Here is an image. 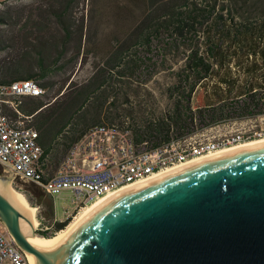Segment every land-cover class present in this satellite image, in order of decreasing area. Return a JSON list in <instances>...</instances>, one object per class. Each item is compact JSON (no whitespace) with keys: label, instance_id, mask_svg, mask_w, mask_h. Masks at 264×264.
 Returning a JSON list of instances; mask_svg holds the SVG:
<instances>
[{"label":"trees","instance_id":"16d2710c","mask_svg":"<svg viewBox=\"0 0 264 264\" xmlns=\"http://www.w3.org/2000/svg\"><path fill=\"white\" fill-rule=\"evenodd\" d=\"M72 1L55 12L62 36L54 41L45 37L38 41L40 47L32 46L38 54L34 68L23 65L19 59L0 58V83L33 79L45 91H54L50 78L65 65L78 63L81 68H89L82 81L75 82L71 76L66 79L63 93L61 89L54 91V104L61 98L62 105L68 106L63 110V123L56 127L54 140L44 133L50 115L43 121L35 118L50 109L52 101L40 100V96L22 98L19 112L24 119H33L27 124L39 131L38 141L41 136L50 139V147L43 146L44 154L50 152L58 159L60 152L66 151L94 124L124 125L127 118L135 141L148 139L157 144L167 141L173 132L183 134L238 120L245 114L252 116L254 111L264 112V0H104L92 8L93 18L102 20L108 9L113 15L123 16L125 28L115 39L109 36L93 41L84 37L85 26L79 24L73 32L67 22ZM7 12L8 7L5 13L0 12V23L10 19ZM71 40L73 53L65 57L71 52ZM5 48L0 39V51ZM44 49L56 52L46 59ZM169 53L174 57L183 53L184 60L174 73L173 85L166 89L169 105L155 112L147 98L138 97L139 86L137 89L132 85L142 84L161 70L163 66L158 61H166L165 55ZM132 93L133 100L129 97ZM112 94L114 97L109 100ZM241 96L244 98L240 100ZM125 103L130 108H124ZM5 113L17 116L9 109ZM63 130L66 132L59 140L57 136ZM27 188L17 186L29 203ZM46 216L43 220L50 223L48 229L36 231L45 237L53 236L71 221Z\"/></svg>","mask_w":264,"mask_h":264},{"label":"water","instance_id":"95a60500","mask_svg":"<svg viewBox=\"0 0 264 264\" xmlns=\"http://www.w3.org/2000/svg\"><path fill=\"white\" fill-rule=\"evenodd\" d=\"M0 219L31 264H264V142L96 203L47 252L1 191Z\"/></svg>","mask_w":264,"mask_h":264},{"label":"built area","instance_id":"2783aa9c","mask_svg":"<svg viewBox=\"0 0 264 264\" xmlns=\"http://www.w3.org/2000/svg\"><path fill=\"white\" fill-rule=\"evenodd\" d=\"M44 93L33 79L0 83V165L16 179L37 185L53 199L69 191L70 209H65L66 215L56 219L59 221L72 220L88 205L121 188L221 150L224 141L242 139L243 143L264 136V112L247 115L244 124L222 132L202 131L207 127L183 134L173 132L167 141L157 144L148 139L135 141L126 118L124 125L90 126L56 159L50 152L44 154L38 141L39 131L26 124L19 112L23 97ZM7 109L17 116H8ZM46 229L47 226L40 228ZM13 240L0 219V264H31L26 251L15 252Z\"/></svg>","mask_w":264,"mask_h":264},{"label":"rangeland","instance_id":"374dc122","mask_svg":"<svg viewBox=\"0 0 264 264\" xmlns=\"http://www.w3.org/2000/svg\"><path fill=\"white\" fill-rule=\"evenodd\" d=\"M102 1L104 0H74L69 4L67 13L68 19L66 20L71 25L72 30H74L73 32L78 30V25L81 24L83 25V27L85 26L84 37L88 36V40L90 39L93 41L96 38H109V36L112 39H115L121 33V31L124 30L125 20H123V16H118L116 15V13L113 15L111 13L112 11L108 9L102 17V20H95L93 18L94 12L92 8L97 3ZM66 3H69V0H0V12L4 11L5 13V10L8 7L9 12L7 13L10 14V19L7 23H0V39L6 46L3 51H0V58L19 59L21 60L23 65L31 66L34 68L35 66L33 63L36 55H38L37 51H35V48L41 46V43L39 44L38 41L40 39L42 40L45 37L51 38L52 41L58 40L63 34L60 23L58 22L57 18H55V12H60ZM37 24H40L42 28L39 29L37 27ZM98 41L100 43H103V41L101 40ZM73 44L74 41L71 40V45L69 46V51L71 52H68L69 54H65V57L70 56L73 53ZM32 46L35 48H33ZM180 51L183 52L182 47H180ZM43 52L44 55H47L46 59H51L56 51H54L53 49H44ZM181 57H183V53H180L177 57H174L173 54L170 53L166 54V61L159 60L160 63L158 61V64L163 66L161 70L153 74L149 80L143 81L142 84L133 82L132 86L136 87L137 89L139 86L140 95L138 97L147 98L150 102L151 109H153L155 112L162 111L169 105L170 100L168 99L166 89L173 85L175 81L174 73L175 71H178L183 64L184 59H181ZM77 64L78 63L65 65L62 70H60L57 74L53 75L50 78L54 84V86L52 87L54 88V91H56L57 89H61V93H63L66 90V84L68 82V80L66 82V79H69L71 76L75 80V82L85 79V77L89 74V68L86 65L81 68ZM73 65L75 67H73ZM77 71L78 73L76 74ZM133 79L135 80L136 78ZM136 81H138V79ZM73 84L75 87L78 85L77 83ZM54 91H45V93L40 96L39 99L43 101H52L53 95L56 94V92ZM200 91L201 90L199 89L198 93ZM113 97L114 95L112 94L108 99L111 100V98ZM129 97L133 100L135 98V94L132 93L129 95ZM197 98L198 97L196 95L195 100H197ZM243 98L244 97L241 96L239 99L241 100ZM54 101L55 99L52 101L53 105L50 109H45L43 112L35 115V118L39 121H43L44 118H47L50 115V117L47 119V124L44 130L47 138H49V135L56 131V127L60 126L63 123V110L64 108L68 109V106L66 107L62 105L61 98H58L55 104ZM124 106V108H130L128 105H126V103L124 104ZM254 112V116H256V114L258 115V113H262H257V111ZM247 117L248 116L245 114L243 115L242 119L220 122L216 125L207 127L205 128L206 130L202 131L208 134H212L222 132L229 128H235L244 124L248 119ZM25 120L26 124L28 122V124H30L33 119ZM252 120L253 118L251 119V121ZM68 126L67 129L69 128ZM64 132L66 131L63 130L61 134L57 136L59 140L61 139ZM64 152L65 150L63 152H60L58 156L61 157ZM0 178L3 180L10 179L9 184L12 185L14 189L19 191V189H17L18 185L16 184L19 179H16L10 172L4 170L1 167ZM6 185H8V183ZM26 195L30 203L28 204L35 209V218L37 220V224L36 227H34V231L35 233H37V230H39L41 227L43 228L45 226H49L50 223L44 222L43 219L47 216L40 208L37 207L36 202H34L33 198L27 192ZM70 197L71 193L69 191H64L61 196L57 197L56 199L52 198L55 217L57 219H63L66 215L65 209H70ZM79 214L73 216L71 221L79 216ZM42 222L44 223L43 225ZM60 231H58L53 236L58 235Z\"/></svg>","mask_w":264,"mask_h":264},{"label":"bare ground","instance_id":"6f19581e","mask_svg":"<svg viewBox=\"0 0 264 264\" xmlns=\"http://www.w3.org/2000/svg\"><path fill=\"white\" fill-rule=\"evenodd\" d=\"M264 142V136H261L259 138L243 142L242 139H232L231 141H224L223 142V149L218 150L216 152H213L211 154H208L206 156L199 157L198 159H195L190 162H186L171 168H167L143 181L128 185L127 187L121 188L115 192H112L102 198H99L95 202H93L91 205H88L86 208L83 209V211L77 216L73 221H71L64 229L60 231V233L56 236L46 238L44 236L38 235L37 233H33L32 230L34 227H36L37 220L35 218V209L34 207L30 206L24 197V195L14 189L12 185L9 184L10 179L3 180L0 178V191L6 195V197L9 199V201L16 206L29 220L23 222V231L25 235L27 236L29 242L32 244L33 247H35L37 250L41 252H47L49 249H51L53 246H55L57 243L60 242V240L67 234V232L78 222L80 217L91 208L96 203L113 196L115 194H118L121 191H124L126 189H130L132 187L144 184L146 182H151L155 178H159L161 176H165L167 174L173 173L175 171H178L184 167H187L192 164H196L202 161L210 160L219 156H222L224 154L232 153L238 150H241L245 147L260 144ZM8 183V185H6ZM13 249L15 252H23V249L13 240ZM29 259L31 262H34L33 256L27 252Z\"/></svg>","mask_w":264,"mask_h":264},{"label":"flooded vegetation","instance_id":"af4514ba","mask_svg":"<svg viewBox=\"0 0 264 264\" xmlns=\"http://www.w3.org/2000/svg\"><path fill=\"white\" fill-rule=\"evenodd\" d=\"M1 167V165H0ZM18 186L26 185L27 193L33 198L34 202H36L37 207L40 208L46 215H52L53 217L51 219H57L55 217V210L53 205V199L51 196L42 193L43 191L35 184L20 181L16 183ZM37 187L42 191L40 192Z\"/></svg>","mask_w":264,"mask_h":264},{"label":"crops","instance_id":"0c3cea01","mask_svg":"<svg viewBox=\"0 0 264 264\" xmlns=\"http://www.w3.org/2000/svg\"><path fill=\"white\" fill-rule=\"evenodd\" d=\"M26 117V116H25ZM56 133L54 132V133H52L51 135H50V139H52V140H54V138L56 137V135H55ZM50 139H46L44 136H41L40 138H39V143H41V146H42V148H44L43 146H45V147H47V146H49L50 147V145H49V140ZM52 142V141H51ZM68 148V147H67Z\"/></svg>","mask_w":264,"mask_h":264}]
</instances>
